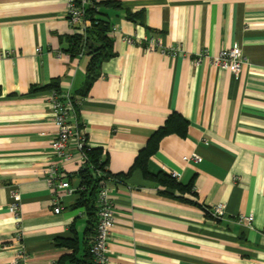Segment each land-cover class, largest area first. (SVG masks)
Instances as JSON below:
<instances>
[{
    "label": "crops",
    "instance_id": "0c3cea01",
    "mask_svg": "<svg viewBox=\"0 0 264 264\" xmlns=\"http://www.w3.org/2000/svg\"><path fill=\"white\" fill-rule=\"evenodd\" d=\"M102 2L113 55L84 93L90 57L69 49L86 29L69 28L64 0H0V264H12L17 233L25 264H58L71 254L65 240H76L77 257L92 243L77 190L63 192L53 212L55 88L83 95L76 120L117 178L109 264H264V0ZM235 45L244 58L238 77L208 59ZM173 115L186 122L184 134ZM167 122L172 132L136 166ZM191 155L201 161L183 162ZM77 158L63 165L73 188ZM172 173L179 188L169 185ZM217 204L221 220L208 212ZM239 216H252L251 228Z\"/></svg>",
    "mask_w": 264,
    "mask_h": 264
},
{
    "label": "built area",
    "instance_id": "2783aa9c",
    "mask_svg": "<svg viewBox=\"0 0 264 264\" xmlns=\"http://www.w3.org/2000/svg\"><path fill=\"white\" fill-rule=\"evenodd\" d=\"M65 2V18L70 29L83 26L87 28L89 22L87 20L88 9H98V4L102 0H64ZM114 28L112 29L113 32ZM125 42L132 44L134 41L130 37L124 38ZM3 56H10L9 53ZM206 58L207 53L202 52L197 55L195 63H200L202 58ZM210 63L219 67L220 69L227 70L234 76H239L244 58L241 55L239 46L235 45L231 48L221 51L217 56L208 58ZM48 104L53 116V124L55 127V136L51 141V149L53 155L57 159L49 164L46 170L47 186L53 194V201L55 208L53 212L58 214L61 210L59 206V197L64 192L71 195L77 190L70 185L72 175L66 174L63 165L70 163L73 160V152L77 154L78 169L77 173L88 168L91 177L98 180V189L96 196V211H97V224L96 233L91 245L92 264H109L108 259V242L110 236V229L113 226L114 216L112 204L110 200L109 184L112 181L109 177L102 172V170L95 169L89 164L86 152L91 149L88 140L83 130L79 127L77 118L76 107L80 106L81 98H72L69 93L57 94L52 92L48 98ZM183 162L199 163L201 159L198 156L191 155L182 158ZM173 180L178 178L175 173L170 174ZM15 195V193L13 194ZM11 213L16 217L18 214V205L13 204L10 208ZM225 206L217 204L208 212L217 220H221L224 216ZM239 223L244 224L247 228H251L253 221L252 216H239L237 218ZM17 242V250L12 264H25L27 254L21 244V235L17 233L14 239Z\"/></svg>",
    "mask_w": 264,
    "mask_h": 264
},
{
    "label": "trees",
    "instance_id": "16d2710c",
    "mask_svg": "<svg viewBox=\"0 0 264 264\" xmlns=\"http://www.w3.org/2000/svg\"><path fill=\"white\" fill-rule=\"evenodd\" d=\"M106 5L109 4L106 2H100L98 4L97 10L91 8L88 9L87 20L89 24L86 28L84 38L73 36L70 39L71 45L69 51L73 56L85 53L90 57V62L87 67V79L84 93L88 90L92 82L99 76L100 64L113 55L112 40L108 36V34L112 32L113 27L106 20L100 17V8L101 6ZM52 92L62 94V92L58 88L53 89ZM82 96L83 95L72 96V98L75 100L76 98H82ZM78 108L79 106L76 107L77 112ZM171 119L178 122L176 128L178 130L177 132L179 134H184V131L186 129V122L176 115H173ZM169 122H167V124L163 128H161L151 137L146 149L137 157L135 163L136 166L144 168L147 158L156 151L161 138L172 132ZM78 125L81 128V125ZM86 155L89 164H91L95 169L102 170L106 177H109L112 182L114 181V179H117L109 173L106 160L104 159L101 150L91 148L86 152ZM75 176H77L80 181V184L78 185L76 191L79 194V202L77 203V207L85 208V211L89 217V222H91L90 225L93 226V230H88L93 234V242L97 224V211L95 203L98 189V180H94L91 177L88 168L75 174ZM169 185L172 189L180 187L176 185L174 180L170 181ZM62 243L64 247L71 251V254L63 257L58 264H92V256L90 252L92 243L90 246H87L83 249L82 255L80 257H77V253L79 250L76 244V240H65Z\"/></svg>",
    "mask_w": 264,
    "mask_h": 264
}]
</instances>
